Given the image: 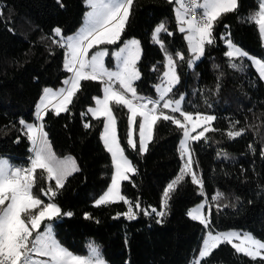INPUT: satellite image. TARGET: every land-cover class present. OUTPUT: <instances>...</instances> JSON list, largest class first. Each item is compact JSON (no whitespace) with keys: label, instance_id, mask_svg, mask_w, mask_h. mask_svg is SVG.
Segmentation results:
<instances>
[{"label":"trees","instance_id":"1","mask_svg":"<svg viewBox=\"0 0 264 264\" xmlns=\"http://www.w3.org/2000/svg\"><path fill=\"white\" fill-rule=\"evenodd\" d=\"M259 0H239L238 10L223 15L215 23V43L205 46L204 55L189 67L192 57L185 33L178 31L174 6L169 0H134L131 14L119 46L134 37L142 49L138 67L141 78L135 82L138 95L157 99L156 86L165 71L164 49L153 40V31L165 22L168 31L160 34L167 51L181 52L184 61L177 63L179 83L166 99L184 97L183 111L213 115L216 131L205 133L207 140L193 142V168L203 179L204 194L216 190L231 192L238 202L234 208H212L213 230L238 227L264 240V80L248 58L230 67L228 38L251 56L264 58V44L257 27L245 21L257 10ZM0 156L17 166H27L30 142L21 131L19 121L35 122L36 105L44 88L63 87L69 73L64 69L65 48L54 29L73 33L82 23L85 0H0ZM110 47V46H108ZM103 84L82 81L68 112L45 116V131L57 157L72 155L79 171L71 175L55 202L64 212H72L54 222L56 238L75 253L85 254L90 242L100 245L108 264H188L198 249L202 225L188 217L189 208L203 196L198 185L186 176L171 193L166 215H145L129 220L123 215V202L96 206L95 200L111 183L114 168L111 155L102 141L104 118L93 117L88 109L95 97H101ZM162 105V103H161ZM165 113L179 117L170 109ZM117 128L125 155L136 169L130 180L123 181L121 192L141 209H162L163 191L178 174L181 158L178 152L182 131L169 121L160 120L153 128L147 151L127 144L126 108L113 105ZM140 118L137 117L139 122ZM239 122V123H236ZM88 124L90 127H85ZM245 129L242 136L229 139L227 131ZM251 145L255 152L249 148ZM226 154V155H225ZM54 185V181L52 182ZM47 203V198L41 196ZM85 213L91 218H85ZM41 230H43V225ZM200 264H262L236 253L222 244Z\"/></svg>","mask_w":264,"mask_h":264},{"label":"snow or ice","instance_id":"2","mask_svg":"<svg viewBox=\"0 0 264 264\" xmlns=\"http://www.w3.org/2000/svg\"><path fill=\"white\" fill-rule=\"evenodd\" d=\"M175 3V19L178 31L186 33L184 37L188 43V49L192 57L187 60L189 67L195 66L205 53V46L215 43V23L223 15L235 12L239 7V0H169ZM90 7L86 13L87 23L74 35L63 36L60 28L54 29L58 40L54 43L65 48L64 69L71 73L58 90L44 88L39 103L36 105L35 122L19 121L21 131L30 142V153L27 166H17L9 159L0 157V264H106L100 245L90 242L87 254H78L65 247L56 239L54 222L64 217H71L72 212H64L55 198L64 188L67 179L79 171L75 158L68 156L63 159L57 157L52 148L48 133L45 131V116L51 111L55 115L68 112L69 105L73 103V97L81 89L82 81H99L103 84V96L95 97V107L88 112L93 117L104 120L102 140L106 150L111 155L114 168L111 183L107 190L95 200L96 206H107L113 203L123 202L127 205V211L117 213L132 220L137 217V211L141 210L145 215L155 214L158 217L166 215L171 193L186 176H190L192 183L198 185L203 194V179L193 169V149L191 144L201 139L207 140L208 131H216L211 128V122L216 120L213 115L201 112L183 111L184 97L179 99H166L179 83L177 73V57L184 61L185 56L181 52L175 56L169 53L160 40V34L168 31L165 22H161L153 31V40L164 49L166 57V70L161 78V83L156 86L160 93L158 99H152L138 95L134 86L141 78L138 62L141 58L140 41L133 38L124 42L123 47L112 53L117 61L116 70H110L105 66V58L110 55L107 45L117 44L125 30L131 14L134 0H85ZM202 10L198 19L191 17V12ZM2 15V10H0ZM245 21L257 27L258 33L264 41V0H259L257 10L250 13ZM228 51L225 55L232 61L230 67L241 70L242 64L235 62L237 58L243 61L248 58L255 66L259 77L264 79V58L250 56L235 45L230 38L225 41ZM163 104L161 105V102ZM113 105L126 108L128 116V131L126 134L128 146L136 150L137 139L134 133L138 132L139 151H147L148 142L152 139L153 128L160 120L169 121L182 131V139L179 142L178 152L184 161L180 174L171 181L163 191L162 209H141L140 202L128 199L121 192L123 181L130 180V174H135L136 169L131 160L125 155V149L121 146L117 128V118L113 112ZM164 109H170L175 115L165 113ZM137 117L140 118L139 122ZM239 123V122H236ZM85 127H90L86 124ZM202 130L193 135L197 128ZM233 124L226 135L229 139H235L244 134L245 129L235 130ZM252 152L255 149L249 145ZM264 155V150H262ZM226 155V154H225ZM54 181V185L53 182ZM223 193L217 191L212 201H219ZM41 196L47 198V203ZM207 206V214L204 209ZM226 206V205H225ZM217 210L220 205L217 203ZM211 204L205 199L204 203L190 209L187 213L193 220H198L207 230L206 237L202 241V247L193 264L211 255L213 250L222 244L231 245L236 253L244 254L253 260L260 258L264 264V240L255 237L252 233L239 231L216 232L211 226ZM85 218L91 216L85 213ZM43 225V230H41Z\"/></svg>","mask_w":264,"mask_h":264},{"label":"rangeland","instance_id":"3","mask_svg":"<svg viewBox=\"0 0 264 264\" xmlns=\"http://www.w3.org/2000/svg\"><path fill=\"white\" fill-rule=\"evenodd\" d=\"M201 2H202V0H201ZM86 4V3H85ZM175 7H176V4H175V6H174V9H175ZM91 9H90V7L86 4V10H85V13H84V18H83V21H82V23L79 25V27L78 28H76V30H74V32L73 33H70V34H67V35H64L65 37H67V36H72V35H74V34H76L86 23H87V17H86V13L88 12V11H90ZM134 37H131V38H128V39H126V40H124L119 46H117V44H114V45H107V47L108 46H110V47H108V49H109V53H110V55L108 56V57H106L105 58V66L107 67V68H109L110 70H116V67H117V61H116V59H115V56L114 55H112V53H114L115 51H117L120 47H123V45H124V42H126V41H128V40H130V39H133ZM135 39H137V38H135ZM138 40V39H137ZM263 44H264V41H263ZM228 46V45H227ZM229 50V49H228ZM65 52H66V49H65ZM251 56V55H250ZM254 57V56H253ZM64 59H65V55H64ZM197 61V60H196ZM165 65H166V57H165ZM254 66V65H253ZM254 68H255V66H254ZM165 70H166V67H165ZM255 70H256V68H255ZM257 71V70H256ZM258 73V72H257ZM71 75V73H69V75H68V77ZM264 80V79H263ZM161 83V82H160ZM159 83V84H160ZM158 84V85H159ZM57 89H59V88H57ZM56 90V89H55ZM156 92H157V99L159 98V95H160V93L157 91V88H156ZM102 96H103V94H102ZM101 96V97H102ZM162 104H163V101L161 102ZM38 104V103H37ZM92 107H95V104H94V106H92ZM91 107V108H92ZM35 113H36V111H35ZM91 114V113H90ZM92 115V114H91ZM104 120H105V118H104ZM29 123H31V122H29ZM211 127H212V125H211ZM202 130V127L201 128H197L196 129V131L193 133V135H195V134H198L200 131ZM103 131H104V128H103V130H102V133H103ZM101 137H102V134H101ZM183 138V137H182ZM181 138V139H182ZM68 156H71V157H73L72 155H66V156H64V157H68ZM0 157H5V158H7V159H9L8 157H6V156H0ZM64 157H61V159H63ZM9 161H10V159H9ZM11 162V161H10ZM183 164H184V161L181 159V167H180V169L182 168V166H183ZM194 169V168H193ZM180 174V170H179V172H178V174L176 175V177L178 176ZM198 175V174H197ZM176 177H174L173 179H172V181L176 178ZM217 191H219V192H221V193H223L224 195H223V198L222 199H220L219 201H212L211 200V197L217 192ZM198 192H200L201 193V189H200V187L198 186ZM202 194V193H201ZM202 196H203V198L200 200V201H198V202H196L194 205H192L190 208H189V210L190 209H192V208H194V207H196L197 205H199V204H201V203H204L205 202V199L207 198V200L210 202V204H211V209L212 208H215V209H217V207H216V205H217V203L220 205V208H234V207H236V205H237V202H238V200H237V198L233 195V193H231V192H226V191H222V190H216L211 196H209V197H207L205 194H204V191H203V194H202ZM226 205V206H225ZM188 210V211H189ZM204 211H205V214H207V211H208V209H207V206H206V208L204 209ZM188 213V212H187ZM189 217V216H188ZM191 218V217H190ZM192 219V218H191ZM196 221H198V220H196ZM199 222V221H198ZM202 225V224H201ZM213 230V229H212ZM214 231H216V232H226V231H239V232H242V233H244V232H248V233H251L249 230H246V229H242V228H238V227H232V228H227V229H222V230H214ZM206 233H207V230L205 229V227H204V225H202V230H201V235H200V240H199V245H198V249H197V251L194 253V255L192 256V258L190 259V261H189V263L188 264H193V261L196 259V257L198 256V253H199V250L201 249V247H202V241H203V239L206 237ZM57 239V238H56ZM58 240V239H57ZM85 254H87V252L85 253ZM83 255V254H82ZM106 261V260H105ZM106 264H108V262L106 261Z\"/></svg>","mask_w":264,"mask_h":264},{"label":"built area","instance_id":"4","mask_svg":"<svg viewBox=\"0 0 264 264\" xmlns=\"http://www.w3.org/2000/svg\"><path fill=\"white\" fill-rule=\"evenodd\" d=\"M201 11L202 10H196V11H193V12H191V17L193 18V19H198L199 18V16H200V14H201Z\"/></svg>","mask_w":264,"mask_h":264},{"label":"crops","instance_id":"5","mask_svg":"<svg viewBox=\"0 0 264 264\" xmlns=\"http://www.w3.org/2000/svg\"><path fill=\"white\" fill-rule=\"evenodd\" d=\"M185 36H186V33H185ZM63 87H65V85H64ZM60 88H61V87H60ZM60 88H59V89H60ZM53 90H55V89H53ZM56 90H58V89H56ZM39 100H40V99H39ZM38 103H39V101H38ZM102 141H103V140H102Z\"/></svg>","mask_w":264,"mask_h":264}]
</instances>
